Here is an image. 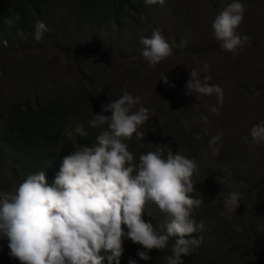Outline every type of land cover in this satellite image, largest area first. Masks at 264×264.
<instances>
[{"label": "rangeland", "instance_id": "obj_1", "mask_svg": "<svg viewBox=\"0 0 264 264\" xmlns=\"http://www.w3.org/2000/svg\"><path fill=\"white\" fill-rule=\"evenodd\" d=\"M50 1L39 7L37 15L31 14L32 21L39 19L51 29L44 34L42 42L35 41L28 31L23 40L25 45L19 47L16 41L13 50H9L2 36L4 30L11 32V29L0 25V135L5 134L4 124L10 118L8 111L17 105L36 106L54 93L73 99L76 95L80 106L76 115L81 114L77 120L86 121L103 104L127 90L153 113L145 123L143 139L134 135L128 141L137 150L136 159H139L140 147H152L171 136L172 126L188 125L193 132L191 137H195L194 143L197 141L198 148L192 153L194 143L188 147L182 142V135H172L171 143L165 146L166 152L171 148L197 162L199 171L193 181L205 186L204 193L209 200L204 203L209 210L200 206L194 211V218L203 220L206 230L196 233L202 243L191 256H182L184 264H264V221L261 223L264 208L258 209L264 203V187H259L258 192L246 193L249 183H256V175L264 172V144L249 145L241 139L254 124L264 121V0H239L246 11L237 31L247 32L250 46L240 49L236 55L220 48L211 27L215 16L233 0H166L163 6L155 4L147 8L138 23L123 24L120 31L113 30L107 39L108 30L105 32L103 26L89 30L90 25H86L84 31H79L77 19L62 21L63 9L58 7V0ZM5 5L6 0H0L1 16ZM33 7L30 9L34 11ZM30 26L29 23L24 29H18L17 34ZM157 27L168 35L171 43L181 42L175 36L179 33L187 44L174 46L173 55L153 68L140 54L143 48L140 38L145 37L149 28ZM203 62L209 65L207 74L212 77L208 83L223 89L222 105H217L215 95L197 99L188 92L190 70L195 68L202 79ZM163 75L168 84L161 81ZM209 106H217L218 114L212 113ZM220 131L224 136L210 145ZM69 133H64L62 141L71 138ZM214 149H218V154H213ZM225 149L232 153V163L240 161V166L233 165L235 173L231 178L222 169L224 166L218 168L215 164ZM6 160L0 159V191L3 192L13 191L21 183L11 173ZM241 178L251 179L247 183ZM230 191H240L243 199L233 219L228 220L222 213L224 196ZM149 207L153 215L145 213L143 219L159 230L164 214L155 205ZM236 225L243 231H236ZM3 241L0 240L1 264H20L18 259L9 256L7 241L2 245ZM129 242L126 239L123 246Z\"/></svg>", "mask_w": 264, "mask_h": 264}, {"label": "clouds", "instance_id": "obj_2", "mask_svg": "<svg viewBox=\"0 0 264 264\" xmlns=\"http://www.w3.org/2000/svg\"><path fill=\"white\" fill-rule=\"evenodd\" d=\"M144 3L163 6L166 0ZM245 11L239 0H233L212 21V35L223 51L236 55L250 46V38L237 31ZM19 20L16 13L6 23L12 26ZM50 31L37 19L32 38L42 42ZM18 34L27 38L23 31ZM140 43L141 56L154 68L173 55L174 46L184 47L187 40L179 45L169 43L157 28L150 37H141ZM208 69L203 62L202 79L195 68L190 70L188 92L197 99L215 95L217 105H222L223 89L208 83L212 79ZM161 81L169 83L164 75ZM209 110L219 112L217 106H209ZM101 111L111 115L94 114L88 122L92 129H99L95 143L74 144V150L61 158L51 181L46 171L40 170L27 175L13 191H0V240L7 241L9 256L20 264H104L105 260L120 264L126 239L143 248L137 255L147 261L152 259L149 253L153 249L164 251L174 238L171 254L162 259L166 264H184L182 256H191L202 243V238L192 234L206 230L204 221H197L193 215L204 203L191 195L195 191L193 176L199 171L197 162L171 148L165 154L160 147L141 153L136 161L126 142L134 135L143 139L145 123L153 113L127 90L103 104ZM74 131L81 138L89 135L80 124ZM223 136V131L218 132L210 145ZM241 139L249 145L264 144V121L254 124ZM213 154H218V149ZM242 199L240 191L224 196L222 214L226 219H233ZM149 205L164 214L159 230L143 219L145 213L153 215ZM235 230L243 231L239 225ZM128 264H136V260L130 258Z\"/></svg>", "mask_w": 264, "mask_h": 264}, {"label": "trees", "instance_id": "obj_3", "mask_svg": "<svg viewBox=\"0 0 264 264\" xmlns=\"http://www.w3.org/2000/svg\"><path fill=\"white\" fill-rule=\"evenodd\" d=\"M258 1L260 0H256V2ZM50 2V0H6L5 9L2 13L3 16L0 15V25L3 28L8 27L11 29L10 32L5 28V34L2 36L9 50H13L16 41L19 47L25 45L23 42L24 39H21L20 35L17 34V30L20 28L24 29L26 25L30 23L31 26L27 30H24V32L29 31V34H33L35 21H32L31 14L35 13L37 15L36 12H38L39 7H44L45 3ZM150 6H146L144 0H136L134 2L130 0H58V7L63 9L61 11L62 21L68 23L71 19H77V21H75L79 31H84L86 25H90L89 30L103 26L105 32L108 30L109 36H106V39L113 34V30L120 31L123 24L130 25L131 23H138V19L145 16L147 8H150ZM31 7L36 11L30 9ZM16 13H19L20 20L15 22L12 26H9L6 20L14 17ZM157 28H149L148 32L144 34L145 37H150L153 29ZM162 34L169 43H171L168 35L163 32ZM240 34L247 35V32H241ZM175 36L179 41L182 40L179 33H175ZM61 95L54 93L47 98L44 103H36V106H29L26 104L17 105L12 110L8 111L10 118L7 117L4 124L5 127L3 128V132L5 134L0 135V159L7 158L6 161H9L11 173L19 182H23L27 175L40 170L46 171L49 181H51L55 173L59 170L61 158L74 150V144L88 145V143L91 144L95 142V137L99 129H92L88 123L93 117L89 116L86 121L77 120L81 116V114L76 115V110L80 107L76 103L77 96L74 95L73 99L68 98L69 96L66 94ZM101 109L102 106L97 114L111 115L110 112H102ZM77 124L83 125L88 131L89 135L86 138H81L75 133L74 128ZM172 128L173 134H171V136L182 135L184 138L182 142L188 147L194 143L195 137H191L193 136V132L188 128V125L182 127L178 125L177 128L172 126ZM66 132H70L71 138L62 141V136H64ZM171 136L166 138L163 142H156L152 147H147L146 145L140 147V154L148 151H155L157 147L163 148L166 154L165 146L171 143ZM196 142L193 148L190 147L192 150L191 153L193 149L196 150V148H198V146H195ZM130 143L133 142H128V149L136 156L137 150L134 149L133 144ZM225 150L226 151L221 154L220 158L215 161V164L218 168L224 166L222 169L228 171V177L231 178L230 175H234L235 173L233 171V165L240 166V161L232 163V153L229 152V149ZM136 161H138V159H136ZM256 176L258 180L254 184L249 183L250 187L246 192L247 194L258 192L261 190L259 187H264V172H260ZM241 179L248 183L251 178ZM196 187H199V191H195L191 193V195L194 198L202 199L204 203L207 204L209 200L206 199V194L204 193L206 192L204 190L205 186H201L199 181L194 180V188ZM204 203L201 207L208 209L207 205L205 208ZM257 206L259 207L260 205ZM261 208H264V203L258 208L259 211ZM263 221L264 219L261 220V223ZM192 235L196 237V233ZM5 242L6 240L2 242V245H4ZM173 243L174 238H170L167 249L162 252L153 249L149 253L152 259L145 261L141 260L137 255V251L143 250V248L139 244L136 245L129 242L123 246L124 252L120 258V264H128L130 258L136 260V264H166L162 257L171 254V246ZM2 264H4V262H2ZM104 264H107L106 260Z\"/></svg>", "mask_w": 264, "mask_h": 264}]
</instances>
